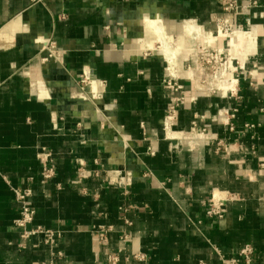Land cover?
Masks as SVG:
<instances>
[{"label": "crops", "instance_id": "obj_1", "mask_svg": "<svg viewBox=\"0 0 264 264\" xmlns=\"http://www.w3.org/2000/svg\"><path fill=\"white\" fill-rule=\"evenodd\" d=\"M237 2L234 48L223 0H0V264H220L245 244L264 264V0ZM206 46L233 58L221 93L202 82ZM172 76L187 101L168 130ZM26 188L55 247L21 237Z\"/></svg>", "mask_w": 264, "mask_h": 264}, {"label": "built area", "instance_id": "obj_2", "mask_svg": "<svg viewBox=\"0 0 264 264\" xmlns=\"http://www.w3.org/2000/svg\"><path fill=\"white\" fill-rule=\"evenodd\" d=\"M253 4L257 5L258 2L253 1ZM223 6L226 16L220 17L216 21L217 35L221 31L225 32L226 34H230L231 32H233L234 29L241 27V25L236 24L233 21V17H235L238 14L240 9L237 0H223ZM56 47L57 44L55 41L49 42L50 56L57 57L56 54L54 55L55 52L54 50L56 49ZM201 51L202 52L205 51V53H207L206 63L208 65L220 62L221 67H219L216 78H217V82L224 80L223 72L227 68H229L230 57L225 61V57H224L225 51L223 49H217L215 50L216 52L209 53L208 50H206V48L203 47ZM234 73L233 75L235 77ZM236 80L238 82V78H236ZM204 82L206 83V81ZM165 87L171 92L172 97L170 99L168 108L166 110L165 119H164V128L171 130L178 122L180 109L186 103L187 96H186L185 87L174 76L168 78L165 81ZM217 90L220 91L219 89ZM232 92H233L232 90H229L225 95L232 94ZM237 111H238L237 109H233L231 112L228 113L229 118L227 120V125L229 126V129L231 131H233L235 128L234 124L232 123V120L235 118ZM247 126H253V125L248 124ZM205 132L206 130L204 128L202 129L197 121L193 122L192 130H191L192 134L203 135ZM47 158L48 156L46 157V155H43L41 157V162L43 163V170L41 174L45 180H50L55 176L56 170L54 166L49 165L47 163L48 162ZM58 186L61 187V184H58ZM16 196L21 209L20 217L17 219L16 225L21 230L22 239L28 241L35 236L43 235L45 243L50 245L51 247H55L57 245V241H58L57 239L61 236L60 232H56L55 230L45 228L41 225L31 227V224L34 222V218L36 214V210L33 206V201H32V196H33L32 189L26 188L23 190H16ZM225 203L226 200L220 198L217 199L214 196L209 198L205 203L207 216L217 220H222L225 217L227 211ZM127 223L131 225V222L129 220H127ZM112 229L113 227L111 225L108 226L102 225L97 228V232L99 233V237L102 243L108 242L109 232ZM254 254H255L254 246L251 244H245L237 250L235 256H232L230 258L222 256L220 264H255L253 259ZM137 257L140 259L145 258V256L142 254L137 255ZM110 259L113 262L117 261L116 256H111ZM49 264H54V263L50 262ZM200 264H206V262L200 261Z\"/></svg>", "mask_w": 264, "mask_h": 264}, {"label": "rangeland", "instance_id": "obj_3", "mask_svg": "<svg viewBox=\"0 0 264 264\" xmlns=\"http://www.w3.org/2000/svg\"><path fill=\"white\" fill-rule=\"evenodd\" d=\"M216 34H217V32H216ZM228 44H229V42H228ZM205 48H206V50H208L209 53L216 52L215 50H217L216 48L209 47V46L208 47L206 46ZM224 57H225V61H226V59H229V57H230L227 49L225 50ZM206 58H207V53H205V51L201 52V62H202L201 65L204 67V78H203L202 82L206 81V83L205 82L204 83L206 85H208L212 90L216 91L217 93L218 92L221 93L220 91L217 90L218 89L217 84L219 82H217V78H216L219 67H221L220 62L208 65L206 63ZM238 73H239L238 71H236L234 73L236 78H238ZM209 84H212V85H209ZM216 87H217V89H216ZM230 95L231 94H229V96Z\"/></svg>", "mask_w": 264, "mask_h": 264}, {"label": "bare ground", "instance_id": "obj_4", "mask_svg": "<svg viewBox=\"0 0 264 264\" xmlns=\"http://www.w3.org/2000/svg\"><path fill=\"white\" fill-rule=\"evenodd\" d=\"M220 35L222 37H228L230 39V43H231V46H233L235 48V46H237L238 44H240V42L242 43L243 39L247 36V33L244 32V30H241V29H234L233 32H231L230 34H226L225 32H219ZM253 34V33H252ZM223 39V38H222ZM155 41V40H154ZM152 42V41H151ZM175 42V41H174ZM154 43V42H153ZM252 45V44H251ZM240 46V45H239ZM249 46V44H248ZM254 46V45H253ZM245 47V46H244ZM156 48V47H155ZM171 48V46H170ZM222 49V48H221ZM247 49V48H246ZM169 50V49H168ZM172 51V50H171ZM230 52V50H229ZM242 53V52H241ZM230 54V53H229ZM248 55V54H247ZM176 57L174 56V59ZM245 63V62H244ZM232 69H234V64H233V58H232V55L230 54V59H229V68H227L224 72H223V77H224V80L227 81V80H232ZM234 80V79H233ZM222 81V80H221ZM219 81V82H221ZM232 83V82H231ZM221 85V88L224 89V90H230L231 88V85L230 83H227V82H223ZM219 89V88H218Z\"/></svg>", "mask_w": 264, "mask_h": 264}]
</instances>
